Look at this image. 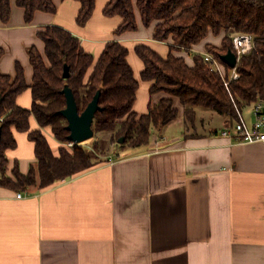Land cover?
I'll return each mask as SVG.
<instances>
[{
  "label": "crops",
  "instance_id": "0c3cea01",
  "mask_svg": "<svg viewBox=\"0 0 264 264\" xmlns=\"http://www.w3.org/2000/svg\"><path fill=\"white\" fill-rule=\"evenodd\" d=\"M15 1L9 0L8 23L0 19V73L14 78L21 65L28 85L33 76L27 50L36 47L44 56L37 33L48 25L70 32L94 59L108 42L124 45L137 81L143 69L137 45L167 56L168 44L153 40L154 24L145 28L135 7L137 31L117 37L122 20L102 15L108 0H96L84 26L76 25L79 4L72 0H51L56 13L35 12L30 24ZM221 39L209 34L192 52L174 55L193 67L192 55H202L207 45L220 48ZM149 86L139 82L137 116L166 98L150 96ZM174 102L178 118L153 130L147 146L114 153L95 169L49 188H30L23 200L0 188V264H264V143L243 145L221 136L230 123L226 118L217 128L191 132ZM17 105L30 109V91ZM44 134L55 154L65 147L48 130ZM13 136L8 169L16 163L27 174L35 166L34 146L24 133Z\"/></svg>",
  "mask_w": 264,
  "mask_h": 264
},
{
  "label": "trees",
  "instance_id": "16d2710c",
  "mask_svg": "<svg viewBox=\"0 0 264 264\" xmlns=\"http://www.w3.org/2000/svg\"><path fill=\"white\" fill-rule=\"evenodd\" d=\"M62 1V0H61ZM79 4L76 25L84 26L91 19L96 0H72ZM24 11V20L30 24L35 12L55 14L51 0H16ZM134 7L141 15L142 24H154L153 40L168 44V53L161 58L144 45H137L135 55L143 64L139 80L135 79L128 62V50L116 41L108 42L97 59L83 51L79 39L54 25L38 31L37 37L44 46V56L36 47L27 50L32 68V84L25 80L21 65H16L14 78L0 73V188L23 193L30 188L46 189L54 184L82 175L109 161L117 152L140 149L150 143L152 131L168 126L177 116L175 102L183 109L185 128H195L196 110L203 109L223 116L230 123L238 120L237 112L264 103V0H108L102 15L120 18L122 23L114 35L136 32ZM11 3L0 0V19L10 20ZM209 34L222 36L221 47L207 45L205 53L214 56L227 73L220 57L233 50L232 38L251 36L254 49L239 58L235 70L238 79L230 81L226 90L220 77L210 71L203 56L192 55L193 67L174 53H190ZM3 50L0 49V58ZM64 66L68 79H63ZM148 83L149 94H163L166 98L149 104L145 114L133 112L139 82ZM73 92L80 115L100 91L92 132L96 136L110 137L113 150L105 158H98L97 143L93 150L74 145L60 147L57 154L51 150L45 130L61 145L68 143L67 121L58 113L65 109L63 88ZM26 91L31 94V107L17 105V99ZM35 120L36 129L31 128ZM14 132L28 135L34 146L35 166L27 174L19 167L9 171L6 153L16 147ZM124 139L123 144H118Z\"/></svg>",
  "mask_w": 264,
  "mask_h": 264
},
{
  "label": "built area",
  "instance_id": "2783aa9c",
  "mask_svg": "<svg viewBox=\"0 0 264 264\" xmlns=\"http://www.w3.org/2000/svg\"><path fill=\"white\" fill-rule=\"evenodd\" d=\"M232 44L234 54L237 56V61L241 56L248 55L254 49L251 36L246 34L234 36L232 38ZM201 56H203L210 71L216 73L220 77L225 89L229 90L228 84L230 81L238 79V74L235 68L232 69L230 73H227L221 63H219L214 56H210L207 53H203ZM249 114L250 123L247 122L242 112H237L238 120L234 123H229L220 133L221 136L233 138L235 143L243 145L264 143V103L258 101L252 106ZM67 146L71 148L74 144L68 142ZM16 195L18 200H23L26 197L24 193H17Z\"/></svg>",
  "mask_w": 264,
  "mask_h": 264
},
{
  "label": "water",
  "instance_id": "95a60500",
  "mask_svg": "<svg viewBox=\"0 0 264 264\" xmlns=\"http://www.w3.org/2000/svg\"><path fill=\"white\" fill-rule=\"evenodd\" d=\"M220 61L231 70L234 69L237 65V56L230 50L226 52L225 55L220 57ZM63 79H68V67L64 66L63 70ZM101 92L97 91L94 95L93 100L89 103L87 108L79 115L77 104H75L74 96L72 90L67 86L63 88L62 95L65 98V109L58 113L64 120L67 121V126L65 130L68 132L69 136L67 138L68 142L74 145H81V143L93 139L94 134L92 132V124L94 121L95 113L100 111L98 104V99ZM1 135V128H0ZM1 141V136H0ZM124 139H120L118 144H123Z\"/></svg>",
  "mask_w": 264,
  "mask_h": 264
},
{
  "label": "rangeland",
  "instance_id": "374dc122",
  "mask_svg": "<svg viewBox=\"0 0 264 264\" xmlns=\"http://www.w3.org/2000/svg\"><path fill=\"white\" fill-rule=\"evenodd\" d=\"M251 109H252V106H249L242 111V114L244 115L246 119L250 116L249 112L251 111ZM196 116H197V122L195 126L196 133L205 131L206 127H209V126L210 128H214V127L217 128L219 125L218 120L219 121L221 120L220 123H222V121L224 120L223 116L217 115L214 112L212 113L210 111L203 110V109L196 110ZM189 129L191 132H193L194 130V128L192 127ZM173 132H174L173 129L168 130L169 135H173ZM94 143L95 144L97 143L98 148L100 147L103 148L101 150L99 149V152H98L99 154L98 158H101V159L105 158L104 155L111 153V151L114 149V146H110V137L106 135H99V134H97L96 136L94 135L93 139L81 143L80 146H82V148L84 149L93 150ZM65 148L70 149L67 146V143L65 145ZM113 151L117 152L116 148Z\"/></svg>",
  "mask_w": 264,
  "mask_h": 264
}]
</instances>
